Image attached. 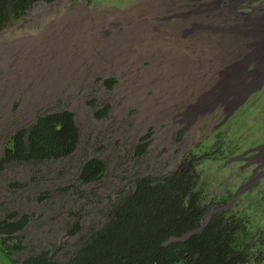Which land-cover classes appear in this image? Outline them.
Masks as SVG:
<instances>
[{
    "label": "rangeland",
    "instance_id": "obj_1",
    "mask_svg": "<svg viewBox=\"0 0 264 264\" xmlns=\"http://www.w3.org/2000/svg\"><path fill=\"white\" fill-rule=\"evenodd\" d=\"M259 28L264 0H53L2 29L0 153L43 112L70 111L78 128L67 157L0 171V217L8 209L29 216L15 257L72 243L70 227L99 219L131 179L200 153L194 168L208 193L226 194L264 235V148L257 161L247 154L264 145ZM92 158L104 175L81 183L80 166Z\"/></svg>",
    "mask_w": 264,
    "mask_h": 264
},
{
    "label": "trees",
    "instance_id": "obj_2",
    "mask_svg": "<svg viewBox=\"0 0 264 264\" xmlns=\"http://www.w3.org/2000/svg\"><path fill=\"white\" fill-rule=\"evenodd\" d=\"M53 0H0V31L20 20L36 2ZM112 86V81H104ZM78 128L67 110L43 112L27 126L11 132L0 153V171L12 164H41L70 155ZM142 152V148L139 149ZM206 153L186 155L169 172L137 175L125 189L108 200L99 219L74 223L77 235L17 258L24 250L18 233L29 222L27 214L6 210L0 217V252L7 264H262L264 235L229 197L208 193L207 178L194 167ZM105 165L85 160L81 183L99 181ZM15 189L22 183H10ZM209 217L202 224L205 215Z\"/></svg>",
    "mask_w": 264,
    "mask_h": 264
},
{
    "label": "water",
    "instance_id": "obj_3",
    "mask_svg": "<svg viewBox=\"0 0 264 264\" xmlns=\"http://www.w3.org/2000/svg\"><path fill=\"white\" fill-rule=\"evenodd\" d=\"M262 70H263L262 72H264V68H263ZM257 83H258V84H257ZM256 84H257L256 87H253V86L250 87L248 90H246L243 94H241V95L237 98V100L234 102V104H233V105L231 106V108L229 109L230 111H228V114H229L230 112H232L234 109H236L240 104H242V103L244 102V100L247 98V96H248L249 93H251V92L257 90V89L261 86V84H262V79H259L258 82H256ZM226 115H227V114H226ZM257 148H264V145H260V146L257 147ZM228 205H229V203H227V204L224 205V206L226 207V206H228ZM209 214H210V212L207 213V214L205 215L203 221L201 222L202 224L207 220V218L209 217Z\"/></svg>",
    "mask_w": 264,
    "mask_h": 264
},
{
    "label": "flooded vegetation",
    "instance_id": "obj_4",
    "mask_svg": "<svg viewBox=\"0 0 264 264\" xmlns=\"http://www.w3.org/2000/svg\"><path fill=\"white\" fill-rule=\"evenodd\" d=\"M249 99V97L246 99V100H248ZM259 144H264V142H261V143H259ZM251 148V147H250ZM263 150H262V148H259V149H257V151L255 150V151H253V152H249V153H247V154H249L248 155V158H250L252 161H257V160H259V158L261 157L260 156V153L262 152ZM260 152V153H259Z\"/></svg>",
    "mask_w": 264,
    "mask_h": 264
},
{
    "label": "bare ground",
    "instance_id": "obj_5",
    "mask_svg": "<svg viewBox=\"0 0 264 264\" xmlns=\"http://www.w3.org/2000/svg\"><path fill=\"white\" fill-rule=\"evenodd\" d=\"M257 29H258V28H257ZM257 29H256V30H257ZM260 29H261V28H259V30H257V31L264 32L262 29H261V30H260ZM259 34H260V33H259Z\"/></svg>",
    "mask_w": 264,
    "mask_h": 264
}]
</instances>
